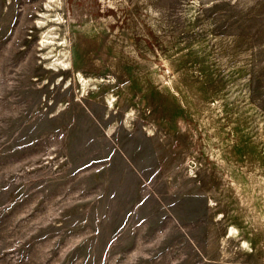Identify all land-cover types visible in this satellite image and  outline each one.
<instances>
[{"label": "rangeland", "instance_id": "374dc122", "mask_svg": "<svg viewBox=\"0 0 264 264\" xmlns=\"http://www.w3.org/2000/svg\"><path fill=\"white\" fill-rule=\"evenodd\" d=\"M47 1L0 0V264H264V0Z\"/></svg>", "mask_w": 264, "mask_h": 264}, {"label": "bare ground", "instance_id": "6f19581e", "mask_svg": "<svg viewBox=\"0 0 264 264\" xmlns=\"http://www.w3.org/2000/svg\"><path fill=\"white\" fill-rule=\"evenodd\" d=\"M54 1L57 0H48L45 4L46 10L54 9ZM11 0H7V3H10ZM41 16H47V19L49 20H55L56 23L60 26V23H62L65 18L62 16L61 13L57 12L56 18L49 17L50 14L47 12H43L40 14ZM46 22L45 19H37L35 23H37L38 27L43 26V23ZM57 26H51L49 25L48 28L44 29L40 34V42L39 44L42 46V48H50L49 51H44V59L47 60L46 62V69L53 70L54 72H62L66 70H70L74 68L73 58H72V52L67 47L68 40L65 36H63L60 32L57 31ZM58 80L56 84H61L65 77H62L61 74H59ZM75 78L77 81L80 82L82 89L87 90L89 85V80L87 77L84 76V74L80 71H76ZM73 84V81L71 84H69L67 87H70ZM45 85V84H44ZM43 85V86H44ZM108 105L110 108L114 107L113 100L109 98ZM131 113L127 114V122L129 121V118L131 117Z\"/></svg>", "mask_w": 264, "mask_h": 264}]
</instances>
